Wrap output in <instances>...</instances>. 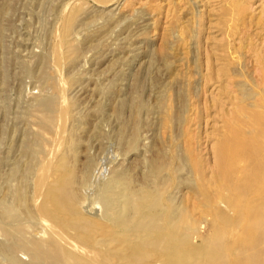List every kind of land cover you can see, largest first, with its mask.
Wrapping results in <instances>:
<instances>
[{"label":"rangeland","instance_id":"obj_1","mask_svg":"<svg viewBox=\"0 0 264 264\" xmlns=\"http://www.w3.org/2000/svg\"><path fill=\"white\" fill-rule=\"evenodd\" d=\"M239 107L264 115V0H0V264H43L55 227L75 262L61 243L108 264H264V137L257 179V160L232 189L218 167Z\"/></svg>","mask_w":264,"mask_h":264},{"label":"bare ground","instance_id":"obj_2","mask_svg":"<svg viewBox=\"0 0 264 264\" xmlns=\"http://www.w3.org/2000/svg\"><path fill=\"white\" fill-rule=\"evenodd\" d=\"M237 112L238 111H236V114H237ZM238 113L244 114V118L242 120H238V121L235 120V122L233 124L230 123L231 125H229L227 127V131H226L223 139H221V142L219 141V144H217V146H216L217 147V155H218V167L220 169L221 178L225 179L226 187H229V188H231V184L229 182L233 179L232 178L233 175L236 174L235 171H237L236 168H238L237 164L240 163L238 161H240L241 159L244 160V161L249 162L250 165H251V163L253 161H256V160L258 161L253 166V171H251L252 173H248V172L246 173L247 169L242 171V172H244V175H243L244 180L248 181V178H252V177L256 178V177H258L261 174V164H260V162H261L260 158L261 157H260V153H261V149H262V145H263V137H264V115H263V113L261 111H251V110L247 111L243 107L239 109ZM236 117H237V115H236ZM239 118L240 117H238V119ZM246 127L249 129V131L245 130ZM52 162H50V163L53 164ZM57 162H59V161H57ZM55 165H56V163H55ZM49 166H50V164H49ZM52 169L53 168H51V170ZM47 170H48V168H47ZM48 174H49V176H51L52 180L53 179L56 180L57 178L60 177V175L58 174L57 169L52 170L51 175H50V173H48ZM114 183H116V182H114ZM37 187H38V185H37ZM226 187H224V188H226ZM109 188H110V190H109V192H110L112 187L110 186ZM248 189H250L249 182H247L244 187L240 186L237 189V193L236 194L241 196V194H244L245 192H247ZM41 190L42 189H41L40 184H39V187L37 188V194L36 195H39ZM115 192H113L112 194L116 195ZM118 195H119V193H117V196ZM117 196L114 197V195H113V197H111L112 200H110V202L113 203L112 202L113 200H115V199L118 200ZM37 203H38V206H39V207L37 206L38 209H39V213L41 214L40 216L43 217L44 219L48 220L49 216H50V210L45 208V204L47 203V201L46 200L44 202L37 201ZM84 208L86 209L85 211L88 212V213H89V210H91V208H88V206H85ZM91 211H94L93 213H95L96 209L91 210ZM76 213L80 216V218H83L81 216H84V215H82L79 212H76ZM101 216H102V214H101ZM84 218H85V216H84ZM94 221H97V220H94ZM4 224L5 223L2 224V222L0 221V230L3 233L4 237L6 239H9L11 237V233H10V231L7 228H5ZM97 224L101 228V230H100L101 234H103V233H111L112 232L111 228H110V224L108 222L106 223L103 220H99V221H97ZM47 229H48V227H47ZM50 230H52V229H49V232H50ZM46 231H48V230H46ZM50 233H51V235H50ZM50 233H49V235L52 238H49L48 240H45V242H43V243H48V245L50 247V250L57 251L58 250V246L57 245H58V242H59V240H58L59 237L56 234L64 235V233H63V231H61L59 229L57 230V227H55V229L52 230ZM84 239H85V237H84ZM42 241H44V240H42ZM79 241L80 240H78L76 242V244H75L73 240H70L65 245L61 243V247H66V246L71 244L70 247L75 249V253H76V255L78 256V258L80 260V261L77 260V262H79V263L86 262L88 264H108L109 259H108L106 254H104L101 251H96L95 248L94 249H90V245H88V243H87V242H89L88 240L85 241L84 243L81 242V241H80L81 243H79ZM34 242L35 243H34L33 248H36V249L32 248V250H33L32 252H34L33 253L34 257L36 259H38V260H41L43 264H63L64 261H66V264H71V262H74V263L78 264L77 262H75L76 260L74 261L73 257H71L69 253H67L65 255L66 258L64 256V254H62V256L64 258L61 259V257H60L61 255L60 254H56V253H54L52 251L51 252L40 251L41 250L40 249V247H41L40 245H46V244H42V243L36 242V241H34ZM21 249L22 248L20 247V251L22 252ZM30 249H31V247H29V250ZM64 249L65 248H62V251ZM27 250H28V248H27ZM25 252H27V251H24V253ZM28 256H29V254H28Z\"/></svg>","mask_w":264,"mask_h":264}]
</instances>
